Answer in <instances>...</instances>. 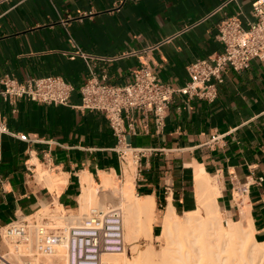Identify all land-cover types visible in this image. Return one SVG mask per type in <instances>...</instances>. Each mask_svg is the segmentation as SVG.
Returning a JSON list of instances; mask_svg holds the SVG:
<instances>
[{
	"label": "crops",
	"instance_id": "1",
	"mask_svg": "<svg viewBox=\"0 0 264 264\" xmlns=\"http://www.w3.org/2000/svg\"><path fill=\"white\" fill-rule=\"evenodd\" d=\"M253 1L0 0V77L25 82L58 75L72 86L66 104L0 96L9 131L27 136L0 133V232L20 216L51 219L56 203L77 211L86 175L96 185L105 173L124 180L127 150L119 155L101 112L79 108L87 79L104 76L123 85L145 64L160 81L182 86L190 63L221 52L216 35L222 20L236 16L245 29L255 22ZM263 111L264 62L252 59L243 70L222 73L212 102L173 94L161 128L151 113L129 114L131 146L139 151L132 152L133 192L154 197L152 232L169 205L179 215L194 207L193 180L201 166L218 181L220 208L238 220L245 206L254 240L264 243ZM245 181L248 191L237 200L233 187Z\"/></svg>",
	"mask_w": 264,
	"mask_h": 264
},
{
	"label": "built area",
	"instance_id": "2",
	"mask_svg": "<svg viewBox=\"0 0 264 264\" xmlns=\"http://www.w3.org/2000/svg\"><path fill=\"white\" fill-rule=\"evenodd\" d=\"M252 11L255 22L243 28L236 16L218 24L217 39L221 52L210 59H198L187 66L189 80L174 87L160 81L150 66L145 64L131 71L130 80L123 85L107 83L102 78H89L80 87L79 108L101 112L117 138L119 155L131 153L132 121L129 114L138 111L144 116L151 113L157 128L164 118L173 94L197 97L212 102L226 69L235 71L249 67L252 59L264 62V0H254ZM78 53V51L76 52ZM72 86L58 75L34 77L25 82L5 74L0 77V96L3 100L25 97L29 100L66 104ZM264 118V111L261 113ZM126 119L130 120L128 123ZM0 133L26 140V134L9 131L0 117ZM139 151H135V155ZM262 178H259V181ZM249 182L233 187L232 197L247 193ZM33 215V214H32ZM20 216L6 224L0 232L5 250L0 252L2 264H42L43 257L57 253L62 241L66 242L64 264H105L101 255L126 250L123 240L122 211L119 207L105 210L91 209L76 224L66 230L50 225L46 218Z\"/></svg>",
	"mask_w": 264,
	"mask_h": 264
},
{
	"label": "bare ground",
	"instance_id": "3",
	"mask_svg": "<svg viewBox=\"0 0 264 264\" xmlns=\"http://www.w3.org/2000/svg\"><path fill=\"white\" fill-rule=\"evenodd\" d=\"M134 165L130 156H127L123 170L124 180L120 183L124 200L123 240L130 242L141 236L155 237L156 240L162 241L164 247L158 253L150 244L142 249H137L138 245L135 244L130 249L135 252L131 257L121 252L122 254L114 255L113 259H110L103 258L102 254L101 259L105 264H111L109 259L112 264H196L197 257L204 259L208 264H264V243L254 240L246 207L241 206L238 220L225 219L224 225L222 217L218 214V181L209 176L201 166L198 167L193 180L194 207L179 215L169 205L161 216L159 234L153 236L154 197L134 194ZM115 182V177L106 173L102 174L100 185H96L90 175L82 177V192L77 210L82 213L94 205H99L98 192L113 190ZM241 199L244 200L242 196ZM64 211L57 203L53 208H49V215L54 224L68 226L64 220L65 213H62Z\"/></svg>",
	"mask_w": 264,
	"mask_h": 264
},
{
	"label": "rangeland",
	"instance_id": "4",
	"mask_svg": "<svg viewBox=\"0 0 264 264\" xmlns=\"http://www.w3.org/2000/svg\"><path fill=\"white\" fill-rule=\"evenodd\" d=\"M127 156H130V159L132 160V162H134V168L136 169V158H134L133 154L130 152V151H127L126 154L124 155V157H127ZM125 160V159H124ZM125 162V161H124ZM135 169L132 170V175L134 174L135 172ZM115 188L113 190H110V191H102V192H98V196H99V199H100V204L99 205H94V206H90L89 208L90 209H87V211H81L79 212V210H66L64 212H62L64 214V220H65V223H68V226L70 225H74L76 224L85 214H88L90 212L91 209H97V210H105L106 208L108 207H119L122 211V222H123V217H124V209H123V206H124V200H123V196H122V193L120 192V183L123 182V180L119 181L117 178H115ZM134 194L135 191H134ZM137 195V194H136ZM101 197V198H100ZM98 206V207H97ZM160 209L161 207L160 206H157L155 208V211L157 213V215H160ZM218 214L220 215V217H222V223L225 225L226 220H232L227 213H225L221 208L220 206H218ZM87 212V213H86ZM69 214V215H68ZM79 214V215H78ZM70 216V217H69ZM76 216V217H74ZM31 217H34V218H37V219H42V218H46V222L47 223H50V225H54V226H57V227H63V226H60V225H56L54 224L51 219L48 217V216H44L42 214H34L32 215ZM72 222V223H71ZM74 222V223H73ZM76 222V223H75ZM67 227H63L65 230L68 228ZM159 231H160V225L158 223L156 224H153V234L154 236L159 234ZM124 239V238H123ZM125 245H126V250L122 253H126L129 257H131L132 255L135 254L134 251H131V247L133 245H138L137 249H142L144 248L145 246H147V244H150L152 245L151 247H153L156 252H161L163 250V243L162 241H159V240H156L155 237H152V238H149L147 236H141L139 237V239L137 240H133V241H125ZM175 247V246H174ZM177 247V246H176ZM65 249H66V244L65 242L63 241L62 244H61V248L58 250L57 254L53 257H43L41 259L42 261V264H64V259H65ZM122 253H116V254H103V258H109L110 259L112 258L113 259V256L114 255H117V254H122ZM131 253V254H130ZM124 254V255H126ZM109 259V263L111 262L112 264V261ZM197 259V262L196 264H208L204 259H201V258H196ZM115 264H119V262H114ZM0 264H2L0 262ZM134 264H139L138 262H134ZM141 264V263H140Z\"/></svg>",
	"mask_w": 264,
	"mask_h": 264
}]
</instances>
